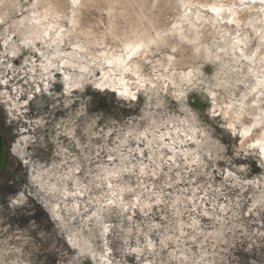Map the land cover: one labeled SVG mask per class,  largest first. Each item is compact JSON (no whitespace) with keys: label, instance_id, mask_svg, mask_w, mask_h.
<instances>
[{"label":"clouds","instance_id":"1","mask_svg":"<svg viewBox=\"0 0 264 264\" xmlns=\"http://www.w3.org/2000/svg\"><path fill=\"white\" fill-rule=\"evenodd\" d=\"M25 25L33 30L21 32ZM0 36L29 59L34 83L59 73L62 96L114 121L118 133L136 132L120 146L129 170L112 187L95 175L101 160L120 164V153L109 152L116 136L89 161L74 140H60V124L23 158L5 134L0 264H143L127 249L144 247L145 237L165 264H257L264 255V214L253 207L264 195V0H0ZM11 67L0 56V81ZM65 76L78 85L67 93ZM75 161L80 189L66 178ZM117 184L131 190L116 192ZM139 201L156 211L141 210ZM164 235L174 238L162 247Z\"/></svg>","mask_w":264,"mask_h":264},{"label":"rangeland","instance_id":"2","mask_svg":"<svg viewBox=\"0 0 264 264\" xmlns=\"http://www.w3.org/2000/svg\"><path fill=\"white\" fill-rule=\"evenodd\" d=\"M12 39L15 40L16 37ZM3 40L4 37L0 36V56H3L4 62L10 63L12 67L6 70L4 79L7 80V84L0 83V119L10 121L11 125L6 129L0 126V137L6 143L4 137L7 134L11 140H15L16 144L19 143L23 147L25 154H31L36 146L50 141L51 137L55 136L56 124L61 125L62 131L64 127H71L67 122L83 103L79 99L61 95L64 86L59 83V73L50 81L34 83L30 80L29 77L33 76V73L29 71V59L26 56L12 55L11 48L5 46ZM31 59L37 60L35 55ZM45 83L49 85L47 91H35L36 88L43 89ZM30 94L33 95V100H28ZM14 103L18 107L13 108ZM87 115L94 114L88 111ZM36 121L40 123L37 124ZM24 137L28 140H24ZM60 140L68 142L63 136Z\"/></svg>","mask_w":264,"mask_h":264},{"label":"snow or ice","instance_id":"3","mask_svg":"<svg viewBox=\"0 0 264 264\" xmlns=\"http://www.w3.org/2000/svg\"><path fill=\"white\" fill-rule=\"evenodd\" d=\"M212 11L219 16L221 14L220 8H213ZM232 21L229 20V23ZM33 29L29 28L27 25H25L24 28L20 29L21 32L25 31H32ZM26 44L31 43L30 41H25ZM15 50H12V55H15ZM111 62V61H110ZM43 67V66H42ZM64 80L67 82L65 84V92L67 93L70 86L72 87H78V85H75L72 83L69 76H65ZM0 83L7 84V80L0 81ZM260 83H264V81H260ZM49 85L47 83L44 84L43 89L36 88V92L41 91H47ZM97 87H100V85H97ZM122 95H127V91L121 93ZM33 95L28 96V100H33ZM67 104V100L65 101ZM161 106L160 102H158V107ZM13 108L18 107L17 104L12 105ZM90 111L87 109L86 105H81L80 109L75 111L73 117L69 119L67 122L71 127H64V130L62 132V136L67 138L68 140H74L77 147L84 148L85 152V158L87 160H91L93 155H95L97 158H100L103 154L102 150L107 147L106 144H104L102 141L105 139H108L110 141V138L113 136H116L119 140V145L114 146L113 148L109 149V152H118L120 153V146L127 144L126 137H132L136 135V132L132 128H128L126 131L119 132L117 131L115 127V122L110 121L108 123H105L104 118L100 117L99 114L95 115H87V112ZM82 119H77V118ZM37 124L40 123V121H36ZM143 134V133H141ZM24 140H28L27 137L23 138ZM56 144L58 146V151L61 153L66 152V149L64 148V145L60 141H56ZM17 154L20 157H25V152L23 147L17 143L14 149ZM94 150V151H93ZM185 155H187L185 153ZM108 160H112L113 157L111 154L107 157ZM120 164H105L102 160L100 161L98 165V171L95 175L96 180H104L107 181L109 184V187H112L111 181L121 176L124 172H127L129 170L128 166L125 163L126 158L123 156L122 153H120L119 156ZM67 161V156H65V162ZM144 165H140V174H144ZM82 171V166L79 161H75L71 167L67 169L66 172V178H70L73 180V184L77 189H80L83 187L80 180L76 177H73V173H80ZM116 192L122 193L125 190L130 191L131 189H126V186H122L117 184L116 186ZM116 193H113V196H115ZM183 199V197L178 196L176 198L177 203ZM159 199H157L156 203L159 204ZM108 205L110 207L114 206V200L110 199L107 201ZM139 207L141 210H148L156 211L155 208L151 207L150 204L144 203L143 201H139ZM254 209L257 211H260L262 214H264V195H261L255 204L253 205ZM127 209H125V212ZM233 217H235V213H233ZM195 223V221H194ZM153 228L159 227L157 224L152 225ZM110 230L109 225H104V231L108 232ZM250 231V230H249ZM260 239L262 242H264V229L261 230V233L259 234ZM172 236H161L159 243L163 247L169 239H173ZM251 239H255V237H251ZM251 239L249 242H251ZM144 247L139 246H133L127 249L128 254L132 256L133 259H138V261H142L143 264H165V261L163 257H157L156 252L154 251L155 245L153 243V240L150 238L145 237L144 239ZM152 250L151 255L145 256V250ZM255 251V248L253 249ZM261 253L264 254V248H261ZM112 255V253L109 254V258ZM253 259H256L254 256ZM246 264V261H245ZM257 264H264V255L257 261Z\"/></svg>","mask_w":264,"mask_h":264},{"label":"water","instance_id":"4","mask_svg":"<svg viewBox=\"0 0 264 264\" xmlns=\"http://www.w3.org/2000/svg\"><path fill=\"white\" fill-rule=\"evenodd\" d=\"M0 143H4L1 137ZM0 163H6V151L0 150Z\"/></svg>","mask_w":264,"mask_h":264}]
</instances>
